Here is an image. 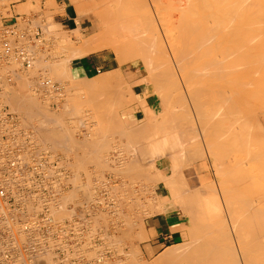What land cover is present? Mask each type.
<instances>
[{"label": "bare ground", "instance_id": "bare-ground-1", "mask_svg": "<svg viewBox=\"0 0 264 264\" xmlns=\"http://www.w3.org/2000/svg\"><path fill=\"white\" fill-rule=\"evenodd\" d=\"M4 1H6V0H4ZM90 1L93 4L96 2V0H90ZM107 1H109L110 4H109L108 7L105 6V8L106 7H107L106 9L110 8V12H113V15H114L113 19L116 20L117 24L119 22L118 27L123 29L122 32H124L123 36L126 37V42H129V41L132 40V42H130L131 44L134 43V42L137 43L135 45V49H136V46L139 45V47L137 49L140 50V51L142 50L143 51V55H145V57L146 56L149 57L148 61H150L151 57H153V59H151V60L158 59V60L153 61V62H156V66H155V63L153 64L154 67L153 66L151 67V65H152L151 61L150 62H148V61L146 62V64L148 66H150L149 68L153 69V71L150 72L149 69L147 68L148 66L146 65V68H147L146 70H148L149 73H152V76L150 75V78L151 77L153 78L154 75H155L156 78H158L157 76H159V78H160L162 75H165L164 77L162 76L163 77L162 81L163 80L166 81V78H165L166 75H168V77L171 76V78H170L171 80L170 81H171L172 85H170V87L174 86L173 88H175V90H176V91H174L175 93L173 92L174 94H172V95L171 94L165 95V93L164 94L162 93L163 96L159 95L160 97H162V99L159 98L162 101H160L161 103H160L158 111L156 113H154V110H155L154 108H150V107L148 108L144 104V102H142L143 104L140 105L138 102L142 101V99H141L140 101L137 102L139 106L132 107V108L130 107L128 109L129 110V115L128 116L125 115V113L124 114L121 113L122 117H119L120 118L119 119L120 122L123 121V120L127 121V119H128L132 123V122H134V120H138L137 119L138 118L137 115L140 113V114H142V117H143L142 120L145 121L143 123L144 124L143 126H144V128L147 127V129L145 131L146 132L145 133V137L143 138V140H142V135H144V133L141 134L143 131L140 132L139 134H134L136 136L141 134V138L138 137V139L140 138L139 141H142V145L139 143V141L136 138H134V139L136 141V144L139 143V145H138L139 147L143 146L144 151H142L143 149L140 150V151L147 152L146 154L149 155V156H145V157H149V159H150L146 166H144V167L141 166V168L144 171L143 173H145L147 175V178L145 177V174H144V178L145 179H143V178H139V179H141L144 182V180L149 178L148 180L151 183H153L154 185H156L157 189L165 190V191L168 192L169 196L176 197L179 194L178 193V188L182 187V186H180V187H178V186L180 184L185 186L184 185L185 184L184 183V178H183V174H182V168H184L186 165L190 166L193 162H196V160L201 158L202 156L204 158L206 157L208 159L211 156L213 158H216L214 160H216V162H218L217 165L219 167L217 165L216 166L218 167V169L221 168L220 170L223 171L224 177H225L224 178L225 180L223 181V183H221V184H223V189H222V191H220L221 193L219 195L220 199H221V201H219V202H221V205L219 206V209L221 207V209L223 210L224 215H225V217L223 218V221H221V222H220L221 219L218 220L217 217H216L217 218L216 219L213 216L216 213H217L216 215H218V212H216L217 209L215 211H212V212H214V214L211 213L210 211L212 209H210V205H208L207 198L202 197V195L199 193V191L196 193V190L191 189V191L193 190L194 193L190 194L191 192L187 189V191L190 192V193L188 192L189 195L193 196V197L192 196L189 197V195H187L188 193L186 194L187 191H185L184 192L185 194H184V193H182L183 190H181V189L179 190L181 192V194H179L180 195L179 197H181V199H183L184 196L185 197L188 196L190 199H194V200L196 199V200H198L197 202L200 201L199 204H198L199 208H200V205L203 204V206L206 209V211H204V208H202V210L200 209L202 212H200L199 214L201 215V213H203L202 217H204V219H206L205 216H204L205 212H207V213L210 212L212 214L210 216L213 217V220L215 219L217 222L221 223L220 227H218L220 225V223L217 226L216 225L217 222H215V221H214L216 223V224H214L215 226L214 225L206 226L207 229L210 228L208 230L209 232L212 231L213 227L217 226V228H216L217 231H213V232H211L213 234L209 233V235H206V233L208 232V231H206V233H205L206 237H202L201 236V238L204 239V240L202 239V243H200V242L197 243L195 238H197V239L200 238L198 235L200 234L201 231L199 232V234H197V236H198L197 237L195 232H196V230L198 231V228L196 230H194L195 231L194 232V231H192V228L190 227L191 229H189V230H191L193 232V235H191L192 234L191 233L189 236H190V238L192 240L195 239V242L194 241L191 242V243L189 242L190 244L188 243V244H185V245H182V246L174 245L172 247H168L162 254L160 253L161 255H159V256L157 255V257L155 256L156 260L154 259L155 261H153V262L155 264H162L163 262H164V264H168L166 262L168 260L170 262H171V260H174V261L182 260V262H180L179 264H181V263H184V264H264V126H263V128L262 127L260 128L262 123H261L260 126H258V124H259V122H261V120L264 121V109L258 110V112L254 113V114L252 113L253 112L252 111L251 112L252 114L249 115V117H247V114H249L248 113L249 111H248V112H246L245 116L244 115L243 116L240 115L241 119H238L240 117L237 115V114L241 113V111L238 109V107L242 106V104L245 103V100L248 99L247 97H246L247 99L244 98L245 100L243 99V97L240 98V101L242 99L244 101L242 100L241 104L239 105L237 103L238 100H239V96H242V94L244 95V94L248 93V89L250 90V88L252 89V88L255 87L254 86V82L252 83V87H250V88L248 87V86L251 85V81L253 79L250 78L251 81L248 79L249 76H246L247 72L248 71L251 72L252 70H254L255 73L256 72H260V74H262V75L259 76V74L258 73L257 74H258L259 78L262 77L263 81H264V0H177L178 3L176 1H174V2L179 4V7H177V9L179 8V10H177L179 12L176 11L177 13H180L179 17H178V14L174 11L175 9L173 10L172 4H171V7H172L173 11L170 10V8H169L170 5L166 4L167 5L166 9L168 8L169 13L175 12L177 14L176 16L178 18L175 16V19L173 20L172 17L170 16V18H168V19H172V21L167 19L166 21H168V22L160 21L161 24L158 21V19L155 16V14H152V12H150V9L146 5V3H147L146 0H140L136 4L132 3L131 0H105V2H107ZM98 3H99V1H98ZM169 3H171V1H169ZM94 5L96 6V3ZM164 6H165V4H164ZM4 7L7 8L8 6L6 5ZM101 8H103V10L102 9L101 10L104 11V12H99L100 10L98 9L99 11L96 10L97 12H99V14H97V15H99V16L103 15L104 16L106 14L105 10H104L105 8H104V6L101 7ZM8 11H9V9H8ZM146 11H149V13H147ZM170 11H172V12H170ZM166 12H168V11H166ZM165 13H164V15H165ZM164 15H162V16H164ZM169 15H171V14H169ZM169 15L167 16V14H166L167 17H169ZM99 16L97 17L98 20L100 19ZM100 17H102V16H100ZM107 18L102 17L100 19V21H103V22H104V20L109 21L108 20L109 18L108 19ZM117 20H118V22H117ZM107 21L104 22L105 25H106V23H108ZM156 21L158 22V26L156 24ZM22 22H23L22 24L24 25V23H26V20H25V22L24 21H22ZM163 23H164V25H163ZM103 24L101 23L100 25L103 26ZM23 25L20 24V27H22ZM115 25H114V28L117 27ZM162 25L163 26L166 25V26L162 27ZM99 26H97V29L100 28ZM102 26H101V29H102ZM143 26H145L144 30L148 29V31L145 32L148 35L142 34V37H140V31L141 30H138V29L140 27H141V29H143L142 28ZM170 26H172V27L169 28ZM27 27L28 26H26L25 28H27ZM32 27H34V26H32ZM105 29H106V27H105ZM107 30H108V28H107ZM109 30H111V29H109ZM144 30H142V32H144ZM31 32H32V30H31ZM114 32H116V31H114ZM153 32L155 34H153ZM29 35H30V33H29ZM98 36L99 37H97L96 35L92 34V36H90L89 38H86L87 40H85L81 44L80 48L77 47V50H75L73 47H72V49L71 48L68 49L69 51L73 50L72 51L73 54H71V52H70L71 56L70 57H66V58H70L69 61H67L65 63L63 62L64 64L60 65L61 69L59 67L60 62H59V64H57V66L53 62L55 66H52V67L57 69L58 72L62 71V70L66 71L67 69H66L65 64L68 63L71 66V61H72V63H74V62H82L83 63V67L73 68L74 69L73 70L72 67L70 68V66H69V69H71V71H75V73H77V74H80L82 72L84 74V70H85L84 69V65L85 66L88 65V62H87L88 53L95 54V53H97V52H99V51H101V50H103L105 48H108V49H110V50H112L114 52V54L117 56L116 60H118V62L122 61L123 58H124L123 61L128 59L129 57L135 58V57L130 55L131 53H129L131 51V49H133V48H131L130 51L128 52L129 54H127L128 56L129 55L130 56L128 58L126 57V59H125L124 56L119 54L120 50H122V49H120V47L118 49L119 50V52H118V50H116L115 45L114 46H110L111 43H107L109 45V47H108V45H106L105 43H103V41H101L102 39H101L99 34H98ZM96 37H97V42H95V40H94ZM137 37L141 38L142 40L140 41L139 38H137ZM156 37H157V39L159 41H161L162 38L164 37L163 39L166 42V48L167 49L165 48V46H163L165 44H162V43H164V41H162L161 45H159V41L156 39ZM36 38H38V37H36ZM61 38H63V36ZM120 40H122V39H120ZM154 40H155V42L157 40L158 42H156V44L158 43L157 45L161 47V48L158 47V49L160 48V50L158 52H155V49H156L155 46L156 45L154 46V43H155ZM34 41H37V39L34 40ZM137 41H139L140 43L137 42ZM144 41H146V42H144ZM27 42H29V41H27ZM115 43H116V41H115ZM126 44L128 45V43H126ZM126 44H124L125 48H127ZM26 45H28V43ZM111 45H113V44H111ZM29 46H30V44L28 45V47ZM125 48H123V50ZM140 48H142V49H140ZM30 49L31 48L29 47V49L26 50V52H28L29 54L33 55V59L30 61V64H29V69H31L32 67L35 66L34 65L36 63L35 61H38L34 57L35 56V50L33 48H32L33 50L32 49L30 50ZM127 49H126V52H127ZM132 51H134V49ZM140 51L136 50V52H140ZM80 53H83L84 56L83 55L80 56ZM132 54L134 55V53H132ZM40 55H42V53ZM124 55L126 56V53H124ZM139 55H141V54H139ZM143 55H141V57ZM161 57H163L162 59H163L164 64L158 67L157 65L162 62V61L161 62L159 61V58L161 60ZM132 58H130V59H132ZM39 59H41L40 56H39ZM143 60L146 61V59H143ZM62 61H61V63H62ZM65 61H66V59H65ZM47 62H49V61H47ZM240 62H241V64H240ZM120 63H122V62H120ZM148 63H150L151 65L148 64ZM251 66H254V69H251L252 68ZM255 66H256V68H255ZM67 67H68V65H67ZM22 69L23 68H21V69L17 68L18 75H17V73H15L13 76H11V79L9 78V81L6 79L7 77L2 76V78L4 80L6 79L7 81L5 80L4 83L1 82L0 84H2V86H3V91L4 92H3V97L2 98H3L4 104L8 105L9 103L7 102V104H6L5 100L6 99L9 100V102L11 104L10 106H12V107L11 108L9 106L8 107H9V109L12 112H14V110H17V111L19 110V112L21 111L22 114L24 112L25 116H27L26 114L29 115L31 113L33 114L35 111H39L38 110L39 108L36 110V104L37 103H35V102L38 101V104H39L40 101H39V99L34 100L33 97H35V96L28 98V94H26L25 92L24 93L26 95H23V94L20 95L21 93L18 95V91L17 90H16L17 92L13 91V88L15 86L16 80H18V79L20 80L21 79V81H22V79H23V75H24L23 73L24 72L22 73L23 74L22 76L18 72V71H21ZM32 69H35V68H32ZM55 69H52V70L55 71ZM25 70L28 72V69H25ZM155 70L160 71L159 74L161 76L159 74H156L158 72L156 71V73H155L154 72ZM161 70H162L163 74H162ZM29 71H32V70H29ZM254 71L252 72L253 74H255ZM55 72H57V71H55ZM245 72H246V75L244 74ZM0 74L1 75H6L7 72L0 69ZM69 74H70V72H69ZM105 74H107V73L105 72ZM31 75H34V74H31ZM110 75H105V77L104 76L103 77L106 79V76H108V78H109ZM251 76H253L252 78H254V77L258 78V76H254L252 74H251ZM55 77H56V75H55ZM65 77H68V76L65 75ZM24 78H26V77L24 76ZM42 78H46V79L50 80L51 83H54L53 80L48 77V75L47 76H43ZM108 78L106 80H108ZM156 78H153V80H155V82H159L160 80L156 81ZM242 78L243 79L245 78V79H248V80L244 79V81H243ZM38 79H41V78H38ZM78 79H80V78H78ZM97 79H96L95 82H94V80H93L92 83L88 82L89 83L88 85L86 83H82V85L86 84V86L88 88L90 87L89 90H88L89 93H90V89L91 88L94 89L96 87H101V85H102L101 84V80H100V82H97ZM24 80L25 79H23V83H24ZM68 80H70V79H68ZM81 81H82V79H81ZM165 81H163V82H165ZM253 81H255V80H253ZM257 81L258 80H256L255 85L259 84L260 79H259L258 82ZM102 82H103V80H102ZM163 82H162V84H163ZM23 83L20 84L21 88L22 87L24 89L29 88L28 86H26V84H27L26 81H25V83H26L25 85ZM109 83H111V82H109ZM260 83H262V84H259V85H263L261 87L262 91H260V92L262 93V96L264 98V82H260ZM17 84H19V83H17ZM259 85L256 86L255 89H257L259 87ZM160 86L161 85H159L157 87L159 88ZM41 87H42V83L39 80V84L36 85V88H38L40 90ZM73 87H74V85H73ZM180 87H181V89H183V91L180 90ZM78 88H80V87H78ZM88 88H86V89H88ZM24 89H23V91H25ZM96 89H100V88H96ZM162 89L163 88H161V90ZM19 90H20V88H19ZM81 90H83V89H81ZM154 90H156V89H154ZM40 91H42L41 93H43L44 90L41 89ZM254 91L255 90H253L252 92H254ZM258 91L259 90H257L256 94L260 93ZM20 92H22V91H20ZM85 92H87V90ZM91 92H93V94L91 95V93H90L89 95L93 96L96 93L100 94V92H102V91L100 90V92H99V90H98V92L94 93L95 90L94 91L92 90ZM103 92L105 93L104 90H103ZM117 93H119V92H117ZM157 93H159V92H157ZM250 93H251V91H250ZM87 94H88V92H87ZM98 94H96V95L98 96ZM108 94L111 95V93H108ZM146 94H148V93H146ZM54 95H55V93H54ZM104 95L101 94L100 96H103V98H104ZM113 95H114V93H113ZM52 96L53 95H51V97ZM85 96H87V95L85 94ZM45 97H44V99H45ZM94 97H95V95H94ZM113 97H115V99H117L116 96H113ZM244 97H245V95H244ZM248 97H251V96L249 95ZM253 97H255V96L253 95ZM261 97L257 96L258 99L261 98ZM99 98L100 97H98V99ZM103 98H101V99H103ZM106 98H108V97H106ZM132 98H130V99H132ZM44 99H42V100H44ZM124 99H126V98H124ZM118 100L119 99H117V101ZM132 100H134V99H132ZM251 100H253V99H251ZM260 100H264V99H260ZM57 101H54V102H57ZM95 101H97V100H95ZM102 101L105 102V98ZM46 102H43V103L47 104ZM85 102H87V101H85ZM92 102L94 103L93 100H92ZM104 102L103 103L100 102L101 104L98 102L97 103L98 105L95 102V104L97 106H99V109L100 108H105L107 106L103 107V105H102V104H104ZM130 102H133V101L130 100ZM106 103L108 104V101ZM113 103L116 104L115 101L112 102V103H109V104H113ZM61 104L63 105L62 102H61ZM68 104H69V102H68ZM95 104L92 105V106H95L94 110H96L98 108V107L96 108ZM120 105L121 104L118 105V109H119ZM245 106H248V105H245ZM93 108L94 107H92V109ZM108 108H109V109H107L108 111L110 109L113 110V107H108ZM125 108L126 107H124V105L123 106L121 105V109L122 110L125 109ZM114 109H117V106ZM40 110H42V109H40ZM112 110H110V111H112ZM238 111H239V113H238ZM115 112H116V110H115ZM115 112L113 110V112H111V113H115ZM45 113H46V111H45ZM115 115L112 114L111 116L114 118ZM18 117H19V115H18ZM229 117H230V119L232 117H234L233 119L235 121L233 122L232 120H229ZM45 118H47V117L45 116ZM48 118H49V116H48ZM109 118H111L110 115H109ZM113 118L108 119V117H107V119L111 120V121H112ZM150 118H152V119H150ZM61 119H60V122L62 123ZM99 119L102 120L101 118H99ZM44 120H45L44 121V125H45V122L47 123L48 119L47 120L44 119ZM53 120L54 119H52V121ZM20 121H21V117H20ZM99 121H97V122L101 123ZM117 121H113V122H115V124L118 125L119 122H117ZM231 121H232V123H230ZM50 122H51V120H50ZM50 122H48V123H50ZM110 122L108 123V126H109ZM40 123H42L41 126H44L43 125V120ZM68 123H69V121H68ZM116 125L114 127L116 129H119V125L120 124L118 126H116ZM141 125H142V123H141ZM24 126H25V124H24ZM29 126H30V128H32L34 130L35 135L38 136V140H41V138H39V135H38V132H39L38 130H40L41 126L39 127L38 130L36 129L37 131L30 124H29ZM29 126H26V127L28 128ZM62 126H64V125H62ZM26 127H24V128H26ZM144 128H142V129H144ZM53 130H54L53 132H56L55 130H57V129L53 128ZM65 130H67V129H65ZM106 130H104V131H106ZM136 130L137 131L134 132V133H138V129H136ZM116 131H117V134L119 132H121L119 130H116ZM122 131H124V129ZM53 132L50 131V134L51 133L53 134L52 137H58V135L60 136V134H61V137H63L62 135H64V132H62L60 134L56 133V135H54L55 133H53ZM65 132H66V134L68 133L67 131H65ZM125 132L127 134V132H129V129H127V131H125ZM91 133H92V131H91ZM123 134H125V133H122V135ZM122 135L120 133L119 138L122 137ZM129 135H130V132H129ZM48 136H49V134H48ZM130 136H128V137H130ZM48 138L49 137H47V139ZM102 138H103V136H102ZM125 138H126V136H125ZM43 139H45V138L43 137ZM43 139L41 140L42 142H43ZM52 139H50V142L52 141ZM62 139L60 138V141ZM69 139H71V138H69ZM132 139L133 138L130 137V139H128V140L130 141ZM134 139H133V141H134ZM56 140L58 141L59 139L56 138L55 141H52L51 144L54 147L50 146L49 149L51 147L55 148L56 146H58L57 144H59L60 142L59 143H55ZM126 141H127V138H126L125 142H123L124 146H122L123 147L122 149H125V146H129V145H127L128 141H127V143H126ZM47 142L49 143V140H47ZM87 142H89V141H87ZM119 142H120V140L118 141V143ZM61 143H62V141H61ZM77 143H80V141L77 142ZM118 143H117V141L115 143H113L114 145L112 146V148H114V150H120V145ZM41 144H43V143H41ZM105 144H107V143H105ZM132 144H133V142H132ZM132 144H131V141H130V145H131L130 148H132ZM75 145L77 146L76 141H75ZM90 145H91V147H90ZM90 145L88 144V146H84V147H86V148L89 147L91 149L92 146H93V143L92 144L90 143ZM252 145H254V147H255V145H257V147L256 148L253 147L254 149H251V151H250V147ZM109 146H110V144H109ZM135 146L133 144V147H135ZM138 146H137V148H138ZM95 147L96 146L94 145L93 148L95 149ZM103 147H104V145H103ZM57 148L59 149L60 147H57ZM66 148H68V147H66ZM86 148H84V149L86 150ZM137 148L135 147L134 149H137ZM202 148H204V150ZM69 149L70 148H68V150ZM94 149H91L92 151L90 150V152L92 153ZM139 149L140 148H138V150ZM242 149L245 150L246 153H247V151L249 149V151H248L249 153H247V155L245 153L246 157H243L244 159H242V155H244ZM61 150H62V148H61ZM68 150H65L64 152H66V151L68 152ZM130 150H131L130 152L133 151L132 149H130ZM240 150H242V151H240ZM54 151H56V150H54ZM202 151L204 152L205 156L203 155ZM88 152H86V153H88ZM100 152H102V151H100ZM120 152H121V150H120ZM130 152H129V154H130ZM239 152H241L243 154L241 155ZM86 153L82 152V154H84V156H85ZM122 153H123V151H122ZM126 153H124L125 157L128 155V153L127 154ZM139 153H141V152H139ZM82 154L80 153V156H82ZM118 154H119V151H118ZM124 154H120V155L123 156ZM237 154L240 157H237V159H236ZM89 155H91V154H88V156ZM106 155H107V157H106ZM106 155H105V157H106L105 160L112 161L111 164H112V168H113V166H114L113 163L116 162V161L114 162V160H116V159H114V157L116 155H114V154H113L114 156L111 155V154H109V155L106 154ZM120 155H119V158L117 157V159H120V157H122ZM131 155L132 154H130V156ZM141 155H143V153ZM234 155H236V156H234ZM73 156H75L76 159H77L76 155H73ZM73 156L72 155L71 156L70 155H65L64 157L66 159H68L69 166H70L71 169H73L74 174H75V170H74V168H75V164H74L75 157H73ZM141 157H143V156H141ZM83 158H80V159H83ZM165 158L168 159V161H169V174L168 175H165L163 173V171L161 170V163H162V160L165 159ZM240 158H241V160H240ZM80 159H77V160L80 161ZM84 159H86V158H84ZM101 159H102V157H101ZM100 161H103V160H100ZM119 161H118V163H119ZM107 162H109V161H107ZM138 162H136V163H138ZM92 163H93V161H92ZM127 163L124 164L126 167H127ZM105 164H106V162L102 163V165L100 166V170L97 169L98 171L95 170V168H93V169H89L88 171H86L84 173V171H83L84 169H83L82 170L83 173L80 174V175L84 176V178H86V176H88L89 180L91 179L90 178L91 176L93 177V176H96L97 174H99V175L101 174V176L107 174L110 177L112 175L114 179L111 180L109 183H112V184H113V182L117 183L118 182L117 181L118 178H117L116 174L114 175L113 172H112V170L114 172H116L117 169L115 170V166H114V169H112L110 167L112 170L107 168V169H109L111 171H107L106 170L107 173H105V172H103L101 170L102 169L101 167H103V165H105ZM119 164L122 165L123 163L121 164V162H120ZM109 165H110V163L108 164V166ZM115 165H116V168H118L117 167L118 164H115ZM131 165L134 166L133 163H131ZM136 165H138V164H136ZM105 167L106 166H104L103 169H105ZM119 167H121V166H119ZM126 167L124 168L125 171H126V169H128V171H130V172L132 170L135 171V169L129 170L132 167H130V168H128V167L126 168ZM77 168H76V171H77ZM121 171H124V170L122 169V170L118 171L119 172L118 175H120V176L122 174ZM140 171H141V169L139 170V172ZM222 171H220V172H222ZM118 172H116V173H118ZM135 172L137 173V171H135ZM126 173L127 172H124L123 174L125 175ZM190 173H191V171H190ZM133 174H134V172H133ZM133 174L128 176V177L132 178L131 176H133ZM140 174H142V171H141ZM138 175L139 174H136V175L134 174L135 178L134 179L132 178V179L135 181L136 178H137L136 176H138ZM122 179H120V180H122ZM124 179L126 181V178H124ZM73 180H75V179H73ZM137 180H138V178H137ZM127 181L128 182H126V183H129L128 178H127ZM149 181H148V183H149ZM120 182H122V181H120ZM123 182H124V180H123ZM123 182L122 183H117V187L115 188L114 193L116 192V195H115V199H116L115 208H116V213H117L116 215L118 216L119 213H120V216H122L123 219H124V216L126 214H124V212H122L121 209L122 208H124V209L128 208L129 209V205H128L129 203L128 202L126 203V202L123 201L125 199L124 197H123L124 199L123 198L122 199H118V197L120 196V195L118 196V192L124 193L123 190H122V186H124L123 189L125 191L127 189V188H125V185H122ZM132 182H130L131 185H133ZM75 183H74V185H75ZM151 183H149V184H151ZM128 185H130V184H128ZM75 186L77 187V185H75ZM82 186H86V185H82ZM126 186H127V184H126ZM137 186H139V185H137ZM203 186L204 185H202V186L199 185L197 187L201 188ZM80 188H82V187H80L78 185V189H80ZM185 188H187V187L185 186L182 189L186 190ZM193 188H195V187H193ZM88 189H89V187H88ZM128 189H130V188L128 187ZM128 189H127V191H129ZM133 189H135V188H133ZM137 191H138V189H137ZM87 192H89V190H87ZM130 192L131 191H129L128 194L125 195V196L130 197ZM150 192L152 193V191H150ZM72 193H70V194L72 195ZM85 193H86V191H85ZM135 193L133 192L131 194H134V196H136ZM70 194H69V198H68L69 201H71L70 197H72V196H70ZM122 195L124 196V194H122ZM85 196L86 195H84V197ZM73 197H74V195H73ZM77 197H78V195H77ZM134 198L137 199L136 197H134ZM134 198L132 200H134ZM145 198H146V196H145ZM126 199H128V198H126ZM126 199H125V201H126ZM196 200H195V203H197ZM201 201H202V203H201ZM130 202H131V200H130ZM145 202H148V201L145 200ZM156 202L157 201H155V203ZM185 202H187V200H185ZM185 202L183 201V203H185ZM131 203L133 204L134 202H131ZM153 203H154V201H153ZM183 203H181V205L183 206V209H184L186 204H183ZM187 204L188 205L190 204L191 206L194 205L195 207L194 208L192 207V209H194V211L196 210L195 208L197 207V204L195 205V204H192L191 202L190 203L187 202ZM144 205H145V203H144ZM144 205H143V207H144ZM148 205H150V201H149ZM151 205H152V201H151ZM155 206L156 205H154V207ZM103 207L105 208V205ZM135 207H137V205ZM140 207H141V205H140ZM146 207L148 208V206H146ZM164 207L158 206V209H155L156 211H151V213H153V214L161 213L162 211H164ZM201 207H202V205H201ZM130 208H133V207L130 206ZM138 208H139V203H138ZM149 208H150V206H149ZM149 208H148V210H149ZM186 208L184 209L185 211L188 210V209L186 210ZM199 208H197V209H199ZM152 209H150V210H152ZM180 209H181V207H180ZM183 209H181V210H183ZM138 210L139 209H137L136 211H138ZM141 210L142 209L140 208V210L138 212H140ZM143 210H144V208H143ZM150 210H149V213H150ZM197 211L199 212V210H197ZM197 211H196V213H198ZM130 212L132 213V210ZM138 212H137V215H138ZM191 212L189 211V214ZM183 213L186 214V212H184V211H183ZM220 213H221V210H220ZM102 214H103L102 216H104V217H106L108 215V213L106 211H103ZM140 215H142V214H140ZM197 215L198 214H196L195 216H197ZM102 216H101V218H102ZM120 216H118V217H120ZM132 216L133 215L129 216L128 212H127V216H125V219L127 217V220H130V219H132ZM188 216H190V215H188ZM210 216H208V218H210ZM135 217H140V216H135ZM142 217H143V215H142ZM192 217L193 216L189 217L188 220H193ZM202 217H198V219L200 218V220H202ZM107 219H106V221H107ZM194 219L195 220H193V221H195L196 224L194 223L192 225L193 228H194V225L195 226L196 225H198V226L201 225V227L204 226L205 224L203 223V221L206 223V221L203 219L202 221L197 220L198 223H199V224H197V222H196L197 218L194 217ZM113 220H117V217H116V219L114 217ZM137 220H139V219H137ZM210 220H209V222H207L208 224L214 223L211 218H210ZM103 221L101 222V224H103L102 226H105V224H107V223L105 222V224H104ZM133 221H134V218H133ZM193 221H191V222H193ZM123 222L124 221H122V223ZM117 224L120 225V223H117ZM137 224H136V226H140L139 230H138L137 227H135V228L139 231L140 236L138 234L137 235H138L139 238L141 237L143 239V237L144 238L146 237L144 222L140 221V223L138 225ZM123 225H125V224H123ZM128 225H129V222H128ZM107 226H108V224L106 225V227ZM134 226H132V224H131L132 228ZM110 227H113V226H110ZM128 227H130V225ZM114 228H115V226H114ZM124 228H125V226H124ZM105 229L107 230V228H105ZM207 229L203 228L202 229L203 233H204V230H207ZM115 230H117V229L115 228ZM118 230L120 231L121 228H119ZM111 231H113V230H111ZM138 231H136V232L138 233ZM107 232H108V230H107ZM113 232H118V231H113ZM214 232H216V233H214ZM203 233L200 234V235H203ZM110 234H111V232H110ZM116 234L117 233H115L114 235L117 236ZM205 235H203V236H205ZM105 236H107V235H105ZM108 238L110 239V237H108ZM113 238L115 239L116 237H113ZM113 241L111 240V243H109V244L116 243V242H113ZM106 244H108V243L106 242ZM132 244H130V246ZM103 245L104 244L100 245L101 250L103 249L102 248ZM115 246H117V245H115ZM110 247L114 248L113 245L112 246L109 245V249H110ZM121 247L124 248V246H121ZM107 248L108 247H106V249ZM116 248H118V247H116ZM120 248H118V249H120ZM191 248L193 249V251H190ZM128 252L130 253V251H128ZM123 253L125 254V252H123ZM127 258L129 259L130 257H127ZM141 259H142V257H141ZM134 260H136V258ZM134 260H133V262L131 261V263H134ZM143 260H145V259H142V264H143V262H146V260L145 261H143ZM127 262H128V260H127ZM170 262H169V264H170ZM174 263L178 264V262H174ZM151 264H153V263H151Z\"/></svg>", "mask_w": 264, "mask_h": 264}, {"label": "rangeland", "instance_id": "rangeland-1", "mask_svg": "<svg viewBox=\"0 0 264 264\" xmlns=\"http://www.w3.org/2000/svg\"><path fill=\"white\" fill-rule=\"evenodd\" d=\"M98 1H99V3H98ZM101 1V2H100ZM138 1H140V0H131V2L132 3H134V4H136ZM147 1V3L149 4H147L146 3V5H147V7L150 9V12H152V14H155V16L157 17V19H158V21L160 22V21H165V22H168V21H166L168 18H170V16L172 17V19L174 20L175 19V16L178 14V17H179V15H180V13H177V12H179V11H177V10H179V8L177 9V7H179V4H177L178 3V1L177 0H169V1H171V3H169V1L168 0H146ZM160 1V2H159ZM174 1H176L177 3H175ZM2 3V4H1ZM96 3V6L94 5ZM94 4L90 1V0H6V1H4V0H1L0 1V5L2 6L3 4V6H2V8L4 9V10H6L7 12H8V15H10L11 13L14 15V14H18V15H21V19L22 20H20L21 21V25H23L22 23V21H24L25 22V20H26V23H24V25L21 27V29L23 30V31H25V33H26V39H24L26 42L27 41H29V42H27L28 43V45L30 44V48L32 49H34L35 50V58H36V60H38V61H35L36 63L34 64L35 66L34 67H32V68H35V69H29L28 68V72L25 70V69H22L21 71H18L19 72V74L22 76L23 74V79H25L24 80V83H23V79H22V81H21V79L18 81V80H16V82H15V86H14V88H13V91H15V92H17L18 91V95L20 94V95H26V94H28V98H30V97H33V96H35V97H33L34 98V100H36V99H39V104H38V101L37 102H35V103H37L36 104V110L38 109L39 111H35L33 114L31 113V114H26L27 116H25V114H24V112H23V114H22V112L20 111L19 112V110L17 111V110H14V112L17 114V115H19V118L21 117V124L23 125V127H26V126H29V124L32 126V127H34L35 128V130L37 129H39V127L42 125V123H40V122H42V120H43V125H44V119H48L47 120V123L48 122H50V120H51V122L50 123H46L45 122V127L44 126H41L40 127V130H38L39 132H38V135H39V138H41V140L43 139V137L45 138V139H43V142L40 140V142L41 143H43L42 145L45 147V149H47L48 148V151L50 150H52V152H55V153H57V154H60V155H62V156H65V155H76L77 156V159H80V158H86V159H80V161L79 160H77L76 159V157L75 156H73V157H75V159H74V164H75V168H74V170H75V174H74V179L75 180H73L72 181V186H73V190H71L70 192H69V194L70 193H72V195L70 194V196H72V197H70V199H71V201H74V200H76V198L77 199H79L81 196L82 197H84V195H86L87 193H89V192H87V190H89L88 189V187L90 186L89 184H90V180H89V178H88V176H86V186H82V183L81 182H79L80 181V178H79V176H80V174H82L83 173V171H84V173L86 172V171H88L89 169H93V168H95V170H100V166L102 165V163H105L106 162V164L105 165H103V167H101L102 169V171L103 172H105V173H107V171H111L112 169H114V166H115V170H116V172H118V171H120V170H124V171H121V176L120 175H118L119 174V172L118 173H116V172H114L113 170H112V172H113V174L115 175L116 174V176H117V178L119 179H117V183H122L123 182V180H124V182H123V184L122 185H125V188H127L128 189V187L130 188V189H128L129 191H131L130 192V197H128V196H125V195H127L128 194V192L129 191H127V189H126V191L123 189V187L124 186H122V190H123V192L124 193H121V192H118V199H122L123 197L126 199V198H128V199H126V201H125V199L123 200L124 202H128L129 204V209L128 208H126V209H124V208H122L121 209V211L122 212H124V214H126L125 216H127V212H128V215L130 216V215H133L132 216V219H130V220H127V217H126V219H125V216H124V219H123V217L122 216H120V213H119V215L118 216H120V217H118L116 214V216L114 215V217H115V219H116V217H117V220H113L114 219V217L111 219L110 218V216L108 215V216H106V217H104V216H102V218L100 219V221L102 220H104L103 221V223L105 224V222L108 224V226L106 227V225L107 224H105V226H102L103 224H101V222H99L100 224V227L102 228V230L104 231L103 232V235L105 234V235H107V236H103V238H102V241H101V245L102 244H104L103 246H102V250L101 251H123V252H125V263L126 264H142V259H145L146 260V262H143V264H151V263H153V264H155L153 261H155L156 260V257H157V255L159 256V255H161L168 247H172V246H174V245H180V246H182V245H185V244H188L189 242L191 243V242H195V239H196V242L198 243V242H200V243H202V239L203 238H201V236L202 237H206V235H209V233H211V232H213V231H217V226H218V224L221 222V221H223V218L225 217V215H224V212H223V210L221 209V207H220V209H219V206L221 205V202H219V201H221V199H220V191H222V189H223V184H221V183H223V181L225 180L224 178V173H223V171L222 170H220V169H218V162H216V160H214V159H216V158H213L212 156L208 159V158H204L203 156L201 157V158H199V159H197L196 160V162H193L190 166H188V165H186L184 168H182V174H183V178H184V185L187 187V188H185L186 190H184V189H182L183 187H185V186H183L182 184H180L178 187H180V186H182V187H180V188H178V193L179 194H181V192L179 191L180 189L181 190H183V192L182 193H184L185 191H187V189L191 192H189V191H187L186 192V194L189 192L190 194H193L194 192H193V190L191 191V189H194V190H196V193L199 191V193L202 195V197H205V198H207V201H208V205H210V209H212L210 212L211 213H213L214 214V212H212V211H215L216 209V212H218V215H216V214H214L213 216L216 218H218V220H220V222H217L215 219L213 220V217L212 216H210V215H212L210 212V214L209 213H207V212H205V218L206 219H204V217H202V214L203 213H201V215L199 214L200 212H202L201 210H202V208H204V206H203V204H201L202 205V207H201V205H200V208L198 207V204H199V202H197L198 200H196V202L197 203H195V200L194 199H190L189 197L190 196H192V195H189V193L187 194V195H189V197L188 196H184L183 194V199H181V197H179L180 195L178 194V196H176V197H174V196H169V194H168V192L167 191H165V190H159V189H157V186L156 185H154L153 183H151L148 179H146V180H144V182L141 180V179H139V178H143V179H145L144 178V174L145 173H143L144 171H143V169L141 168V166L142 167H144V166H146L147 164H148V162H149V157H145V156H149V155H147L146 153L147 152H142V151H144V148H143V146H141L142 145V141H139V139L141 138V134H143L144 133V135H142V140H143V138L145 137V131H146V129H147V127H145L144 128V120H142L143 119V117H142V114H138L137 116H138V120H134V122H130L128 119H127V121H119V117H122V114L121 113H125V115H129V108L131 107H137V106H139L138 105V103L141 105V104H143L142 102H144V104L149 108H154L155 110H154V113H156L157 111H158V108H159V105H160V101H162V100H160L159 98H161L162 99V97H160L159 95H161V96H163V94L165 93V95H167V94H174L175 92L174 91H176L175 90V88H173L174 86H171L170 87V85H172V83H171V76L170 77H168V75H166V81L165 80H163V81H165V82H163L162 81V78L165 76V75H160L159 73H160V71H157V70H155L154 72L156 73V71L158 72V73H156V74H159L161 77V79L159 78V76H157L158 78H156L155 77V75L153 76V78H156V81H158V80H160L159 82H155V80H153V78L151 77L150 78V75L152 76V73H149L148 72V70H146L147 68L149 69V71L151 72V71H153V69H151V68H149L150 66H148L147 64H146V62L149 60V57H145V55H143V51L141 52L140 50H138L137 48L139 47V45L138 46H136V49H135V45L137 44V43H130V42H132V40L131 41H129V42H126V37L125 36H123L124 34V32H122L123 31V29H121L120 27H118V25H119V22H118V20H117V22H118V24L116 23V20L115 19H113V17H114V15H113V12H110V8L109 9H106L108 6H109V1H107V2H105V0H96V2H95ZM175 3V4H174ZM164 4H165V6H164ZM166 4H169L168 6H169V8H170V10H172V7H171V4H172V6H173V10L177 13H175V12H172V11H170V12H172V13H169V10H168V8L166 9V7H167V5ZM8 6L7 8L9 9V11H8V9L7 8H5L4 6ZM21 6V7H20ZM104 6V8H105V6H107L104 10H105V15L103 16V15H100V16H102V17H104V18H107L109 21H107V20H104V22H108V23H106V25H105V23L103 22V21H100V19L102 18V17H100L99 15H97V14H99V12H104V11H102L103 10V8H101V7H103ZM163 7V8H162ZM23 8V9H22ZM93 8V9H92ZM147 8V9H148ZM160 8V9H159ZM100 11H99V10ZM102 9V10H101ZM146 9V10H147ZM148 9V10H149ZM65 10H67V11H70V13H69V16L71 17V19H72V21H71V24L70 25H68V24H65V25H67V27H65L64 25H61V24H59V18L61 17V16H63L64 15V11ZM96 10H98L99 12H97ZM88 11V12H87ZM96 11V12H95ZM159 11V12H158ZM163 11V12H162ZM166 11H168V12H166ZM147 13H149V11H146ZM161 12V13H160ZM166 12V13H165ZM164 13H165V15H164ZM175 13V14H174ZM101 14V13H100ZM166 14H167V16L169 15V14H171V15H169V17H167L166 16ZM162 15H164V16H162ZM89 16V17H88ZM99 16V20H98V17ZM107 16V17H106ZM154 16V15H153ZM154 16V17H155ZM162 19H161V18ZM166 19H165V18ZM177 17V16H176ZM177 17V18H178ZM87 18V19H86ZM24 19V20H23ZM112 19V20H111ZM172 19H168V20H171L172 21ZM97 21V22H96ZM103 24V26L102 25H100L101 23ZM164 22V23H165ZM32 23V24H31ZM164 23H163V25H164ZM27 24V25H26ZM31 24V25H30ZM116 24V25H115ZM156 24H157V26H158V22L156 21ZM160 24H161V22H160ZM100 25V26H99ZM114 25L115 26H117L116 28H114ZM162 25V27H165V26H163ZM26 26H28L27 28H25ZM32 26H34V27H32ZM97 26H99L100 28L99 29H97ZM101 26H102V29H101ZM161 26V25H160ZM159 26V27H160ZM105 27H106V29H105ZM110 27V28H109ZM144 27L145 26H143L142 28L143 29H141V27L138 29V30H141L140 31V37H142V34H145V35H148V34H146L145 32H147L148 31V29H146V30H144ZM172 26H170L169 28H171ZM174 27V26H173ZM32 28V29H31ZM107 28H108V30H107ZM28 29V30H27ZM109 29H111V30H109ZM162 29V28H161ZM164 29V28H163ZM31 30H32V32L34 33H32L31 32ZM107 30V31H106ZM121 30V31H120ZM142 30H144V32H142ZM36 31H37V36H34L35 35V33H36ZM114 31H116V32H114ZM119 31V32H118ZM103 32V33H102ZM110 32V33H109ZM138 32V31H137ZM29 33H30V35H29ZM42 34V35H41ZM92 34H94V35H96L97 37H99L98 36V34L100 35V37H101V41H103V43H105L106 45H108L107 43H111V44H113V45H111L110 44V46H114L115 45V47H116V50H118L119 49V47H120V49H122V50H120V52H119V50H118V52H119V54H121L122 56H124L125 57V59H126V57L128 58L130 55L131 56H133V57H135V58H132V57H129L128 59H126V60H124L123 61V59H122V61H120V62H122V63H120V62H118V60H116L117 59V56L114 54V52L112 51V50H110V49H108V48H105V49H103V50H101V51H99V52H97V53H95L94 55L93 54H90V53H88V56L89 55H93V57L94 58H96V59H98V62H99V65H100V67H98L97 68V70L96 69H92L91 71H90V67L88 66V68H87V66H85L84 65V74H83V72L82 73H80V74H77V73H75V71H71V69H69V64L67 63V64H65V66H66V71H59L58 72V70L57 69H55L54 67H52V66H55L54 65V63L56 64V66H57V64H59V62H60V64H59V67H60V65L61 64H64L65 62H67V61H69V59L70 58H66V57H70L71 55H70V52H71V54H73V50H68V49H72V47L75 49V50H77V47H79L80 48V46H81V44L85 41V40H87L86 38H89L90 36H92ZM153 34H155L154 32H153ZM122 37H121V36ZM63 36V38H61ZM31 37V38H30ZM36 37H38V38H36ZM97 37L94 39L95 40V42H97ZM119 37V38H118ZM121 37V38H120ZM124 37V38H123ZM47 38V39H46ZM66 38V39H65ZM118 38V39H117ZM137 38H139V37H137ZM162 38V37H161ZM164 38V37H163ZM162 38V40L161 41H159L158 39H157V37H156V39L159 41V45H161V42L162 41H164V39ZM30 39V40H29ZM32 39V40H31ZM37 39V41H34V40H36ZM40 39V40H39ZM65 39V40H64ZM114 39V40H113ZM120 39H122V40H120ZM129 39V38H128ZM23 40V44H25V46L27 47V49H29V47H28V45H26L27 43L25 42ZM68 42H67V41ZM136 40V39H135ZM139 40L141 41L142 39L141 38H139ZM156 40V42H158ZM64 41V42H63ZM113 41V42H112ZM115 41H116V43H115ZM128 41V40H127ZM31 42V43H30ZM128 43V45L126 44V43ZM137 42H139V41H137ZM144 42H146V41H144ZM154 42H155V40H154ZM156 42L154 43V46H155V52H158L159 50H160V46H158L157 44H156ZM140 43V42H139ZM143 43V42H142ZM124 44H126V47L129 49H127V48H125V45ZM131 44V45H130ZM162 44H165V45H163V46H165V48H166V42L164 41V43H162ZM41 45V46H40ZM46 45V46H45ZM118 47H117V46ZM124 45V46H123ZM133 45V46H132ZM141 45V44H140ZM39 47V48H38ZM108 47H109V45H108ZM114 47V48H115ZM125 48L124 50H123V48ZM130 47V48H129ZM158 47H160L159 49H158ZM131 48H133L134 49V51H132L133 49H131ZM30 49V50H31ZM32 49V50H33ZM126 49H127V52H126ZM130 49H131V51H130ZM140 49H142V48H140ZM154 49V48H153ZM167 49V48H166ZM136 50L137 51H140V52H136ZM82 51V50H81ZM130 51V52H129ZM131 53L129 56L127 55V54H129V53ZM136 52V53H135ZM42 53V55H40ZM55 53V54H54ZM124 53H126V56L124 55ZM132 53H134V55L132 54ZM45 54V55H44ZM54 54V55H53ZM139 54H141V55H143L142 57H141V55H139ZM38 55V56H37ZM81 55H83V53H80V56ZM137 55V56H136ZM37 56V57H36ZM39 56L41 57V59H39ZM84 56V55H83ZM139 56V57H138ZM122 58V57H121ZM130 58H132V59H130ZM155 58V57H154ZM163 57H161V60H160V58H159V61L162 63H159L157 66L159 67V66H161V65H163L164 64V62H163V59H162ZM65 59H66V61H65ZM143 59H146V61L145 60H143ZM151 59H153V57H151L150 58V61L152 62V65L150 64V63H148V64H150L151 65V67L153 66V64L155 63V66H156V62H153V61H155V60H158V59H154V60H151ZM63 60V61H62ZM143 60V61H142ZM47 61H49V62H46ZM61 61H62V63H61ZM145 61V62H144ZM150 61H148V62H150ZM43 62V63H42ZM54 62V63H53ZM64 62V63H63ZM49 63V64H48ZM70 63V62H69ZM53 64V65H52ZM71 64H72V61H71ZM240 64H241V62H240ZM67 65H68V67H67ZM145 65V66H144ZM146 65L148 66L147 68H146ZM63 66V65H62ZM13 67H15V66H13ZM49 67V68H48ZM154 67V66H153ZM252 68L251 69H254V66H251ZM15 68H18V67H15ZM14 68V69H15ZM41 68V69H40ZM55 69V71H57V72H55L54 70H52V69ZM58 68V67H57ZM70 68H71V66H70ZM255 68H256V66H255ZM60 69H61V67H60ZM73 69V68H72ZM162 69V68H161ZM25 70V71H24ZM29 70H32V71H29ZM43 70V71H42ZM74 70V69H73ZM52 71V72H51ZM54 71V72H53ZM99 71V72H98ZM254 70H252L251 72L250 71H248L247 72V75H246V72L244 73L246 76H249L248 77V79L251 81V79H253V80H255V81H251V85L250 86H248L249 88L250 87H252V83L254 82V86L256 87V86H258L259 84H262V83H260V82H264L263 81V78L261 79V78H259V76L260 75H262V74H260V72H256L255 73V71H254V73L255 74H253L252 72H253ZM21 72V73H20ZM24 72V73H23ZM31 72V73H30ZM33 72V73H32ZM36 72V73H35ZM48 72V73H47ZM69 72H70V74H69ZM105 72L107 73V74H105ZM161 72H162V70H161ZM23 73V74H22ZM58 75H57V74ZM259 74V76H258V74ZM31 74H34V75H31ZM43 74V75H42ZM69 74V75H68ZM102 74V75H101ZM111 74V75H110ZM154 74V73H153ZM162 74H163V72H162ZM166 74V73H165ZM251 74L252 75H254V76H258V78L260 79V81H259V79L256 77H254V78H252L253 76H251ZM257 74V75H256ZM17 75H18V73H17ZM19 75V76H20ZM48 75V77L49 78H51L52 80H53V82L54 83H56L58 86H60L59 88H60V91H59V93L58 94H55L54 95V93H47V92H44L43 91V93H41L42 91H40L38 88H36V85L37 84H39V80L40 79H38V78H42L43 76H47ZM55 75H56V77H55ZM65 75H67L68 77H65ZM97 75V76H96ZM105 75H110V77L108 78V76H106V79L108 78V80H106L104 77H105ZM148 75V76H147ZM24 76L26 77V78H24ZM31 76V77H30ZM104 76V77H103ZM98 79H97V78ZM102 77V78H101ZM70 79V80H68V79ZM78 78H80V79H78ZM119 78V79H118ZM150 78V79H149ZM164 78V79H165ZM251 78V79H250ZM38 79V80H37ZM81 79H82V81H81ZM96 79H97V82H100V80H101V87H96V88H100V89H96V88H94V89H90V93H91V95L93 94V92H91L92 90L94 91L95 90V92L94 93H96V92H98V90H99V92H100V90L102 91V92H100V94H98V93H96V94H98V96L96 95V94H94L95 95V97H94V95L93 96H90L89 94V88L86 86V84L88 85L89 83H92L93 82V80H94V82L96 81ZM118 79V80H117ZM168 79V80H167ZM179 79V78H178ZM243 79V78H242ZM245 79V78H244ZM244 79H243V81H244ZM248 79H245V80H248ZM56 80V81H55ZM80 80V81H79ZM99 80V81H98ZM102 80H103V82H102ZM111 80V81H110ZM150 80V81H149ZM256 80H258L259 81V84H257V85H255V82H256ZM18 81V82H17ZM25 81H26V83L28 84H26L25 83ZM32 81V82H31ZM106 81V82H105ZM115 81V82H114ZM257 81V82H258ZM29 82V83H28ZM41 82V81H40ZM72 82V83H71ZM89 82V83H88ZM109 82H111V83H109ZM119 82V83H118ZM162 82H163V84H162ZM17 83H19V84H17ZM21 83H23L24 85L26 84V86H28L29 88H26V89H24L23 87L21 88V86H20V84ZM82 83H86L84 86L82 85ZM118 83V84H117ZM152 83V84H151ZM156 83V84H155ZM17 84V85H16ZM116 84V85H115ZM73 85H74V87H73ZM153 85V86H152ZM159 85H161L159 88L157 87V86H159ZM64 86V87H63ZM71 88H69V87ZM113 86V87H112ZM263 85H259V87L257 88V89H255V87L254 88H250V90L248 89V93H246V94H244L245 95V97H244V95L242 94V96H239V100H238V104L240 105L241 104V101L245 98V99H247V100H245V103L244 104H242V106H240V107H238V109L241 111V113H239V111H238V113L239 114H237L239 117H240V115H244L245 116V114H246V112H248L249 114H247V117H249V115H251L252 113L254 114V113H257L258 112V110H261V109H264V100H260V99H264L263 98V96H262V93L260 92V91H262V87ZM78 87H80V88H78ZM17 88V89H16ZM19 88H20V90H19ZM74 88V89H73ZM86 88H88V89H86ZM108 88V89H107ZM116 88V89H115ZM161 88H163L162 90H161ZM172 90H171V89ZM15 89V90H14ZM22 89V90H21ZM23 89L25 90V91H23ZM63 89V90H62ZM81 89H83V90H81ZM119 89V90H118ZM154 89H156V90H154ZM17 90V91H16ZM68 90V91H67ZM87 90V92H88V94H87V92H85ZM103 90L105 91V93L103 92ZM110 90V91H109ZM180 90L181 91H183V89H181V87H180ZM253 90H255L254 92H252ZM257 90H259L258 92H260V93H257L256 94V92H257ZM20 91H22V92H20ZM28 91V92H27ZM109 91V92H108ZM159 92V93H157V92ZM250 91H251V93H250ZM26 94H25V93ZM36 92V93H35ZM63 92V93H62ZM117 92H119V93H117ZM126 92V93H125ZM174 92V93H173ZM35 93V94H34ZM108 93H111V95L110 94H108ZM113 93H114V95H113ZM116 93V94H115ZM137 93V94H136ZM144 93V94H143ZM146 93H148V94H146ZM163 93V94H162ZM250 93V94H249ZM254 93V94H253ZM44 94V95H43ZM50 94V95H49ZM85 94L87 95V96H85ZM104 95V98H105V102L104 101H102V100H104V98H103V96H100V95ZM177 94V93H176ZM38 95V96H37ZM41 95V96H40ZM49 95V96H48ZM51 95H53L52 97H51ZM108 95V96H107ZM110 95V96H109ZM118 95V96H117ZM131 97H130V96ZM164 95V96H165ZM250 95L251 97H248V96ZM253 95L255 96V97H253ZM46 96V97H45ZM61 96V97H60ZM85 96V97H84ZM97 96V97H96ZM108 97V98H106V97ZM113 96H116L117 97V99H119L118 101H117V99H115V97H113ZM257 96H262L261 98H257ZM44 97H45V99H44ZM48 97V98H47ZM73 97V98H72ZM98 97H100L99 99H98ZM132 98V99H134V100H132V99H130V98ZM166 97V96H165ZM243 97V99L240 101V98H242ZM247 97V98H246ZM58 98V99H57ZM89 98V99H88ZM94 98V99H93ZM96 98V99H95ZM101 98H103V99H101ZM124 98H126V99H124ZM250 98V99H249ZM256 98V99H255ZM6 99V98H5ZM42 99H44V100H42ZM94 101V103L92 102V100ZM108 99V100H107ZM113 99V100H112ZM142 99V101H140ZM251 99H253V100H251ZM42 100V101H41ZM48 100V101H47ZM58 100V101H57ZM73 102H72V101ZM95 100H97V101H95ZM100 100V101H99ZM108 101V104L106 103L107 101ZM130 100L131 101H133V102H130ZM144 100V101H143ZM243 100V101H244ZM47 101V102H46ZM54 101H57V102H54ZM85 101H87V102H85ZM110 101V102H109ZM116 102V104L115 103H113V104H109V103H112V102ZM138 101H140V102H138ZM5 102H6V104H7V102L9 103L8 104V106L11 108L12 106H10L11 104H10V102H9V100H5ZM43 102H46L47 104H45V103H43ZM51 102V103H50ZM59 102V103H58ZM61 102L63 103V105L61 104ZM68 102H69V104H68ZM95 102H96V104L99 102H101V103H103L104 102V104H102L103 105V107L104 106H107V107H105V108H100L99 109V106H97L96 104H95ZM121 102V103H120ZM138 102V103H137ZM58 105H56V104ZM95 104L96 105V110H94L95 109V106H92L93 104ZM100 103V104H101ZM43 106H42V105ZM45 104V105H44ZM52 104H55V106L54 107H52ZM73 104V105H72ZM106 104V105H105ZM115 104V105H114ZM119 104H121L122 106L124 105V107H126L125 109H121V105L119 106V109H118V105ZM127 104V105H126ZM41 105V106H40ZM66 105V106H65ZM101 105V106H102ZM112 105V106H111ZM245 105H248V106H245ZM45 106V107H44ZM62 106V107H61ZM76 106V107H75ZM79 106V107H78ZM100 106V107H101ZM115 106V107H114ZM116 106H117V109H114V108H116ZM92 107H94L93 109H92ZM108 107H113V110H114V112H115V110H116V112L115 113H111V112H113V110L112 109H110V110H112V111H108L107 109H109ZM58 108V109H57ZM260 108V109H259ZM40 109H42V110H40ZM63 109V110H62ZM79 109V110H78ZM92 109V110H91ZM70 110V111H69ZM78 110V111H77ZM43 111V112H42ZM45 111H46V113H45ZM67 111V112H66ZM107 111V112H106ZM122 111V112H121ZM245 111V112H244ZM253 111V112H252ZM255 111V112H254ZM41 112V113H40ZM66 112V113H65ZM91 112V113H90ZM109 112V113H108ZM120 112V113H119ZM252 112V113H251ZM45 113V114H44ZM59 113V114H58ZM72 113V114H71ZM76 113V114H75ZM243 113V114H242ZM52 114V115H51ZM96 114V115H95ZM115 115L114 116V118L111 116V115ZM108 115V116H107ZM109 115H110V117L111 118H113L112 119V121L111 120H108V119H111V118H109ZM45 116L47 117V118H45ZM48 116H49V118H48ZM53 116V117H52ZM55 116V117H54ZM237 116V117H238ZM62 119H61V118ZM65 117V118H64ZM96 117V118H95ZM107 117H108V119H107ZM118 117V118H117ZM251 117V116H250ZM99 118H101L102 120H100ZM117 118V119H116ZM234 117H232L231 119H230V117H229V120H232L233 122L235 121L234 119H233ZM50 119V120H49ZM52 119H54L53 121H52ZM60 119H61V121H62V123L60 122ZM150 119H152V118H150ZM238 119H241V117L240 118H238ZM41 120V121H40ZM100 120V121H99ZM105 120V121H104ZM118 120V121H117ZM68 121H69V123H68ZM97 121H99V122H101V123H98ZM112 123H111V122ZM113 121H117V122H119L118 123V125H119V129H116L114 126L116 125L115 124V122H113ZM232 121L230 122V123H232ZM57 122V123H56ZM110 122V124H109V126H108V123ZM229 122V121H228ZM55 125H54V124ZM64 123V124H63ZM114 123V124H113ZM125 123V124H124ZM141 123H142V125H141ZM261 123H262V125H261ZM24 124H25V126H24ZM27 124V125H26ZM64 125V126H62V125ZM107 124V125H106ZM112 124V125H111ZM127 124V125H126ZM139 124V125H138ZM37 125V126H36ZM118 125H116V126H118ZM123 127H122V126ZM261 125V126H260ZM56 126V127H55ZM108 126V127H107ZM112 128H111V127ZM143 126V127H142ZM258 126H260V128L262 127L263 128V126H264V121L263 120H261V122H259V124H258ZM44 127V128H43ZM87 127V128H86ZM95 127V128H94ZM107 127V128H106ZM110 127V128H109ZM126 127V128H125ZM141 127V128H140ZM30 128V126L27 128L26 127V129H29ZM53 128L54 129H57V130H55L56 132H53L54 130H53ZM92 128V129H91ZM98 128V129H97ZM100 128V129H99ZM142 128H144V129H142ZM43 129V130H42ZM65 129H67V130H65ZM71 129V130H70ZM107 129V130H106ZM114 129V130H113ZM124 129V131H122V130ZM127 129H129V132H130V135H129V132H127V134H126V132L125 131H127ZM136 129H138V133H134V132H136L137 130ZM36 130V131H37ZM101 130V131H100ZM104 130H106V131H104ZM113 130V131H112ZM116 130H119V131H121V132H119L118 134H117V131ZM135 130V131H134ZM48 131V132H47ZM50 131L51 132H53V133H55L54 135H56V133L57 134H60V133H62V132H64V135H62L63 137H61V134H60V136L58 135V137H52V133L50 134ZM59 131V132H58ZM65 131H67L68 133V135L66 134V132ZM91 131H92V133H91ZM96 131V132H95ZM98 131V132H97ZM143 131V132H142ZM73 132V133H72ZM86 132V133H85ZM100 132V133H99ZM140 132H142L140 135H138V136H136V135H134V134H139ZM88 133V134H87ZM97 133V134H96ZM120 133H121V135H122V133H125V134H123L122 135V137H120L119 138V135H120ZM133 133V134H132ZM45 134V135H44ZM48 134H49V136H48ZM83 134V135H82ZM44 135V136H43ZM51 135V136H50ZM72 135V136H71ZM91 135V136H90ZM130 136V137H132L133 139L134 138H136L138 141H139V143L141 144L140 146L141 147H139L138 145H139V143H137L136 144V141H135V139H134V141H133V139L132 140H130L131 141V144H132V142H133V144H134V146L137 148V146H138V148H140L139 150H138V148L137 149H134L135 147H133V144H132V148H130L131 147V145H130V141L128 140V139H130V137H128V136ZM46 136V137H45ZM102 136H103V138H102ZM125 136H126V138H127V141H128V144L127 145H129V146H125V149H122L123 147L122 146H124V143L123 142H125V140H126V138H125ZM35 137L38 139V136L37 135H35ZM47 137H49L48 139H47ZM84 137V138H83ZM92 137V138H91ZM105 137V138H104ZM138 137H140L139 139H138ZM53 138V139H52ZM56 138H58L59 140L57 141L56 140V142L55 143H59V144H57L58 146H56L55 148H50L49 149V147L50 146H53L52 144H51V142L52 141H55V139ZM60 138L62 139L61 141H62V143H61V141H60ZM69 138H71V139H69ZM102 138V139H101ZM125 138V139H124ZM50 139H52V141L50 142ZM124 139V140H123ZM46 140V141H45ZM47 140H49V143L47 142ZM74 140V141H73ZM82 140V141H81ZM120 140V142L118 143V141ZM72 141V142H71ZM75 141H76V144H77V146L75 145ZM80 141V143H77V142H79ZM87 141H89V142H87ZM117 141V143L120 145V150H121V152H120V150H114V148H112V146L114 145L113 143H115ZM127 141H126V143H127ZM137 141V142H138ZM64 142V143H63ZM74 142V143H73ZM90 145V143L92 144L93 143V146L95 145L96 147H95V149L93 148V146H92V148L91 149H94L93 150V152L91 153L90 152V148L88 147V148H86V147H84V146H88V144ZM99 142V143H98ZM45 143V144H44ZM48 143V144H47ZM74 145H73V144ZM86 143V144H85ZM105 143H107V144H105ZM110 144V146H109V144ZM123 143V144H122ZM125 143V144H126ZM63 146H61V145ZM80 144V145H79ZM85 144V145H84ZM103 145H104V147H103ZM108 147H107V146ZM72 146V147H71ZM54 147V146H53ZM57 147H60L59 149L57 148ZM66 147H68V148H70L69 150H68V148H66ZM78 147V148H77ZM90 147H91V145H90ZM254 147V145H252L251 147H250V151H251V149H254V148H256L257 147V145H255V147ZM61 148H62V150H61ZM66 148V149H65ZM76 150H75V149ZM80 148V149H79ZM84 148H86V150L84 149ZM58 149V150H57ZM68 150V152L66 151V152H64L65 150ZM98 149V150H97ZM109 149V150H108ZM128 149V150H127ZM130 149H132L133 151L132 152H130L131 150ZM143 149V150H142ZM203 150H204V148H202ZM54 150H56V151H54ZM84 150V151H83ZM104 150V151H103ZM106 150V151H105ZM125 150V151H124ZM140 150H142V151H140ZM243 150V149H242ZM242 150H240V151H242ZM62 151V152H61ZM76 151V152H75ZM89 151V152H88ZM92 151V150H91ZM100 151H102V152H100ZM111 151V152H110ZM114 153H113V152ZM118 151H119V154H118ZM122 151H123V153H122ZM128 151V152H127ZM247 151V150H246ZM248 151H249V149H248ZM247 151V153H249ZM70 152V153H69ZM82 152L84 153H86V152H88V153H86L85 154V156H84V154H82ZM96 152V153H95ZM104 152V153H103ZM107 152V153H106ZM128 153V157L126 156L125 157V154L124 153ZM129 152H130V154H132L131 156H130V154H129ZM139 152H141V153H138ZM203 152V151H202ZM80 153L82 154V156H80ZM99 153V154H98ZM118 155H117V154ZM126 153V154H127ZM143 153V155H141ZM241 155L244 153V155H245V150H243V153H241V152H239ZM247 153H246V155H247ZM65 154V155H64ZM88 154H91V155H89L88 156ZM106 154H111V155H116L115 157H114V159H116V160H114V162L115 163H113L114 164V166H113V168H112V161H110V160H105V158L107 157V155ZM120 154H124L123 156L122 155H120ZM146 154V155H145ZM105 155H106V157H105ZM113 155V156H114ZM119 155L120 156H122V157H120V159H117V157L119 158ZM135 155V156H134ZM203 155L205 156V154H204V152H203ZM244 155H242V159H244L243 157H246V155L244 156ZM130 156V157H129ZM138 156V157H137ZM141 156H143V157H141ZM234 156H236V155H234ZM67 157V156H66ZM89 157V158H88ZM101 157H102V159H101ZM104 157V158H103ZM125 157V158H124ZM132 157V158H131ZM135 157V158H134ZM237 157H240L238 154H237V156H236V159H237ZM124 158V159H123ZM130 158V159H129ZM139 158V159H138ZM148 158V159H147ZM89 159V160H88ZM91 159V160H90ZM95 159V160H94ZM99 159V160H98ZM122 159V160H121ZM127 159V160H126ZM235 159V160H236ZM77 160V161H76ZM82 160V161H81ZM100 160H103V161H100ZM120 160V161H119ZM124 160V161H123ZM129 160V161H128ZM139 162H138V161ZM240 160H241V158H240ZM92 161H93V163H92ZM107 161H109V162H107ZM118 161H119V163L121 162V164L123 165H120L119 163H118ZM123 161V162H122ZM144 161V162H143ZM128 162V163H127ZM136 162H138V163H136ZM146 162V163H145ZM216 162V163H215ZM89 163V164H88ZM110 163V165L108 166V164ZM127 163V167L128 168H130V167H132L133 165H131V163H133L134 164V168L132 167V168H130L129 170H132V169H135V171H137V173L134 171V170H132L131 172L130 171H128V169H126V171H125V165L124 164H126ZM138 164V165H136V164ZM140 163V164H139ZM143 163V164H142ZM145 163V164H144ZM78 164V165H77ZM86 164V165H85ZM91 164V165H90ZM115 164H118L117 165V167L118 168H116V165ZM131 166H130V165ZM218 167H217V166ZM86 166V167H85ZM104 166H106L105 167V169H103L104 168ZM119 166H121V167H119ZM130 166V167H129ZM136 166V167H135ZM138 166V167H137ZM140 166V167H139ZM78 167V168H77ZM82 167V168H81ZM112 169H111V168ZM126 167V168H127ZM163 167V168H162ZM193 167H196V168H198V167H202L204 170H205V172L207 173V182H206V184L203 186V187H195V188H193L194 187V185L192 184V181H191V179H190V171H192V168ZM76 168H77V171H76ZM107 168H109V169H111V170H109V169H107ZM120 168V169H119ZM141 169V171H142V174H140L141 173V171L139 172V170ZM84 169V170H83ZM87 169V170H86ZM83 170V171H82ZM97 170V171H98ZM107 170V171H106ZM161 170L163 171V173L165 174V175H168L169 174V161H168V159H163L162 160V163H161ZM219 170V171H218ZM101 171V172H102ZM220 171H222V172H220ZM124 172H129L128 174L126 173L125 175L123 174ZM133 172H134V174L136 175V174H139L138 176H136L137 178H138V180H137V178H136V180L134 181L133 179L135 178V176H134V174H133ZM104 174V173H103ZM133 174V176H131L132 178H130V177H128V176H130V175H132ZM101 175V174H100ZM103 176V175H102ZM126 178V181H125V179L123 178ZM140 176V177H139ZM142 176V177H141ZM90 177V176H89ZM92 177V176H91ZM90 177V178H91ZM115 177V176H114ZM145 177L147 178V175L145 174ZM79 178V179H78ZM88 178V179H87ZM123 178V179H122ZM127 178H128V180H129V183H126V182H128L127 181ZM120 179H122V180H120ZM142 182H141V181ZM149 181V183H151V184H149L148 183V181ZM77 181V182H76ZM120 181H122V182H120ZM133 181V182H132ZM75 183V185H77V187L74 185V183ZM79 182V183H78ZM130 182H132V184L133 185H131V183ZM136 182V183H135ZM139 183V184H138ZM145 183V184H144ZM126 184H127V186H126ZM128 184H130V185H128ZM136 184V185H135ZM142 184V185H141ZM78 185L80 186V187H82V188H80V189H78ZM137 185H139V186H137ZM131 186V187H130ZM202 186V185H201ZM75 187V188H74ZM152 187V188H151ZM77 188V189H76ZM133 188H135V189H133ZM145 188V189H144ZM150 188V189H149ZM137 189H138V191H137ZM142 189V190H141ZM144 189V190H143ZM77 190V191H76ZM135 190V191H134ZM84 191V192H83ZM85 191H86V193H85ZM136 194V196H134V194H131V193H133V192ZM150 191H152V193L150 192ZM204 191V192H203ZM84 193V194H83ZM208 193V194H207ZM78 195V197H77V195ZM122 194H124V196L122 195ZM141 194V195H140ZM154 194V195H153ZM185 194V193H184ZM210 194V195H209ZM73 195H74V197H73ZM87 196V195H86ZM132 196V197H131ZM136 197L137 199H135L134 197ZM138 196V197H137ZM145 196H146V198H145ZM209 196V197H208ZM76 197V198H75ZM144 197V198H143ZM172 197V198H171ZM179 197V198H178ZM193 197V196H192ZM134 198V200H132ZM156 198V199H155ZM73 199V200H72ZM170 199V200H169ZM180 199V200H179ZM130 200H131V202H134L133 204L130 202ZM145 200L146 201H148V202H145ZM179 200V201H178ZM185 200H187V202H191L192 204H197V207L195 208L196 210L194 211V209H192V207L194 208L195 206L193 205V206H191L190 204L188 205L187 204V202H185ZM120 201V200H119ZM139 201V202H138ZM144 201V202H143ZM149 201H150V205H148L149 204ZM151 201H152V205H151ZM153 201H154V203H153ZM155 201H157L156 203L158 204H156L155 203ZM183 201L185 202V203H183ZM217 202V203H216ZM137 203V204H136ZM138 203H139V208H138ZM143 203V204H142ZM144 203H145V205H144ZM148 203V204H147ZM168 204L171 208H172V210L173 211H175V213H177L178 215H180V217H181V219H182V227H181V234H182V238L179 240V241H177V242H175V243H172V244H167L166 246H164V247H155V248H153L152 250H150V251H153L151 254H149V255H146L145 253H144V251H146L145 249L147 248V244H148V241H149V239H148V234H147V225H146V220L149 218V217H152V216H154V215H156V214H153V213H151V211H156L155 209H158V206H161V207H164L165 206V204ZM181 203H183V204H186V206L184 207V209L186 208V210L187 211H185L184 209H183V206L181 205ZM201 203H202V201H201ZM216 203V204H215ZM137 205V207H135ZM140 205H141V207H140ZM143 205H144V207H143ZM154 205H156L155 207H154ZM181 205V206H180ZM130 206L131 207H133V208H130ZM146 206H148V208H149V206H150V208H149V210L150 209H152L153 207V209L152 210H150V213H149V210H148V208L146 207ZM179 206V207H178ZM180 207H181V209H183V210H181L180 209ZM190 209H189V208ZM140 208L143 210V208H144V212L142 211H140V212H138L139 210H140ZM197 208H199V209H197ZM215 208V209H214ZM137 209H139L138 211H136ZM201 209V210H200ZM132 210V213L130 212ZM197 210H199V212L197 211ZM220 210H221V213H220ZM182 211V212H181ZM183 211L184 212H186V214L185 213H183ZM189 211L191 212L190 214H189ZM196 211L198 212V213H196ZM204 211H206V209L204 208ZM203 211V212H204ZM126 212V213H125ZM135 212V213H134ZM137 212H138V215H137ZM198 214L197 216H195L196 214ZM134 213V214H133ZM140 214H142L143 215V217H142V215H140ZM183 214V215H182ZM140 216V217H135V216ZM188 215H190V216H188ZM191 216H193L192 217V219L193 220H195L194 219V217L195 218H197L196 219V222H197V224H199L198 223V221L197 220H200V218L198 219V217H202V220L204 219L205 221H206V223L207 222H209V220H210V218L212 219V221L214 222H217V224L214 222V223H210V224H206L204 221H203V223L205 224H203L204 226H202L201 227V225H194V228H193V224L195 223V221H193V220H188L189 219V217H191ZM208 216H210V218H208ZM108 218V219H107ZM120 218V219H119ZM133 218H134V221H133ZM139 219L140 221H143L144 222V227H145V232H146V237L144 238L143 237V239L140 237H138V235L140 236V233H139V227L140 226H136V224L138 223H140V221L139 220H137V219ZM142 218V219H141ZM216 218V219H217ZM106 219H107V221H106ZM136 219V220H135ZM191 219V218H190ZM208 219V220H207ZM127 220V221H126ZM202 220H200V221H202ZM115 221V222H114ZM122 221H124L123 223H122ZM191 221H193V222H191ZM199 221V222H200ZM211 221V220H210ZM111 222V223H110ZM126 222V223H125ZM128 222H129V225H130V227H128L129 225H128ZM131 222V223H130ZM113 223V224H112ZM117 223H120V225L119 224H117ZM135 223V224H134ZM111 224V225H110ZM115 224V225H114ZM123 224H125V225H123ZM127 224V225H126ZM131 224H132V226H134L133 228L131 227ZM137 224V225H138ZM196 224V223H195ZM202 224V223H201ZM214 224H216L217 226L216 227H213V229H212V231H208L210 228H206V226H210V225H214ZM98 225V226H99ZM122 225V226H121ZM191 225V226H190ZM110 226H113V227H110ZM114 226H115V228L117 229V230H115V228H114ZM118 228H117V227ZM120 226V227H119ZM124 226H125V228H124ZM215 226V225H214ZM221 226V223H220V225L218 226V227H220ZM97 227V226H96ZM109 227V228H108ZM135 227H137L138 228V230L135 228ZM192 228V231H194V230H196L197 228H198V231L196 230V236H197V234H199V232H200V234H202L203 233V231H202V229L203 228H205V229H207V230H204V233H203V235H205V233H206V231H208L207 233H206V235L205 236H203V235H198L200 238L199 239H197V238H195L194 240H192L191 238H190V234L191 235H193V232L191 231V230H189V229H191ZM105 228H107V230H108V232H107V230L105 229ZM119 228H121V230L119 231L118 229ZM124 228V229H123ZM129 230H128V229ZM131 228V229H130ZM202 228V229H201ZM127 229V230H126ZM136 229V230H135ZM215 229V230H214ZM111 230H113V231H118V232H113V231H111ZM111 232V234H110V232ZM136 231H138V233L136 232ZM189 231V232H188ZM113 232V233H112ZM188 232V233H187ZM107 233V234H106ZM115 233H117L116 235L117 236H115L114 234ZM134 233V234H133ZM214 233H216V232H214ZM138 234V235H137ZM211 234H213V233H211ZM210 234V235H211ZM114 235V236H113ZM145 236V235H144ZM197 236V237H198ZM105 237V238H104ZM108 237H110V239L108 238ZM113 237H116L115 239L113 238ZM192 237V236H191ZM113 238V239H112ZM104 239V240H103ZM109 239V240H108ZM145 239V240H144ZM189 239V240H188ZM192 241H191V240ZM201 239V240H200ZM111 240L113 241V242H116V243H113V244H109V243H111ZM119 242H118V241ZM142 240V241H141ZM204 240V239H203ZM110 241V242H109ZM106 242L108 243V244H106ZM133 243V244H132ZM189 243V244H190ZM130 244H132L131 246H130ZM109 245L110 246H114V248L113 247H110V249H109ZM115 245H117V246H115ZM120 245V246H119ZM135 245V246H134ZM193 245V244H192ZM121 246H124V248L123 247H121ZM106 247H108L107 249H106ZM116 247H118V248H120V249H118V248H116ZM133 247V248H132ZM131 248V249H130ZM135 248V249H134ZM193 248V247H192ZM191 248V250L190 251H193V249ZM101 249V248H100ZM139 249V250H138ZM128 251H130V253L128 252ZM136 251V252H135ZM141 251V252H140ZM138 252V253H137ZM140 252V253H139ZM142 253V254H141ZM161 253V254H160ZM140 254V255H139ZM128 255V256H127ZM144 255V256H143ZM134 256V257H133ZM139 256V257H138ZM156 256V257H155ZM127 257H130L129 259L127 258ZM141 257H142V259H141ZM155 257V258H154ZM136 258V260H134ZM128 260V262H127V260ZM155 259V260H154ZM133 260H134V263H131V261L133 262ZM138 260V261H137ZM145 260H143V261H145ZM141 262V263H140ZM149 262V263H148ZM168 264H169V260L168 261H166ZM165 262V263H166ZM173 262V263H172ZM174 262H178V264L180 263V262H182V260H178V261H174V260H171V262H170V264L172 263V264H177V263H174ZM162 264H164V262L162 263ZM181 264H184V263H181Z\"/></svg>", "mask_w": 264, "mask_h": 264}, {"label": "built area", "instance_id": "built-area-1", "mask_svg": "<svg viewBox=\"0 0 264 264\" xmlns=\"http://www.w3.org/2000/svg\"><path fill=\"white\" fill-rule=\"evenodd\" d=\"M20 20L0 5V69L7 72L0 83L17 73L13 66L28 69L33 59ZM40 81L44 92L59 93L56 83ZM3 92L0 84V264H125L123 251L100 249L102 212L117 214L113 176L91 177L87 196L69 201L74 171L68 159L45 149L34 130L23 127Z\"/></svg>", "mask_w": 264, "mask_h": 264}, {"label": "crops", "instance_id": "crops-1", "mask_svg": "<svg viewBox=\"0 0 264 264\" xmlns=\"http://www.w3.org/2000/svg\"><path fill=\"white\" fill-rule=\"evenodd\" d=\"M1 1V0H0ZM70 11L65 10L64 15L59 18V24L67 27L68 24H71V17L69 16ZM94 55V54H93ZM93 55H89L87 57V68L90 67V71L92 69H97L99 65L98 59L94 58ZM72 68L83 67L82 62H74L71 64ZM190 179L194 187L199 185H205L207 182V173L202 167H193ZM162 213V214H161ZM158 213L152 217H149L146 220L147 225V234H148V244L144 253L146 255L151 254L153 248L155 247H164L167 244H172L179 241L182 238L181 227H182V219L180 215L175 213L172 208L166 203L164 207V211ZM153 230V231H152ZM167 247V246H166Z\"/></svg>", "mask_w": 264, "mask_h": 264}]
</instances>
